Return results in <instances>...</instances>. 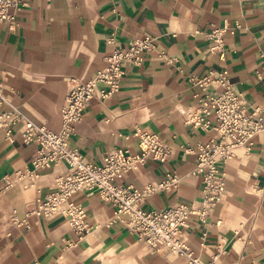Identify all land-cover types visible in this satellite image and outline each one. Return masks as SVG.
I'll return each instance as SVG.
<instances>
[{"label":"crops","instance_id":"0c3cea01","mask_svg":"<svg viewBox=\"0 0 264 264\" xmlns=\"http://www.w3.org/2000/svg\"><path fill=\"white\" fill-rule=\"evenodd\" d=\"M22 2L13 20L0 21V82L9 103L3 108L18 107L51 129L58 126L60 106L74 82L92 77L113 49L126 50L136 38L153 39L141 63L125 65L118 91L88 102L69 137L79 153L99 162L115 148L135 151L134 131L158 134L170 147L168 157L148 159L120 180L141 187L167 173L177 176L176 187L143 200L146 211L201 198L188 148L217 138L214 115L200 114L210 123L204 130L186 123L184 111L196 103L194 94L210 96L222 88L208 85L204 91L198 79L225 71L244 107L264 114V0ZM217 27L224 29L221 52L210 50L208 38ZM19 131L20 124L11 128L9 142L0 128V264H188L184 256L158 253L139 241L97 192L74 195L90 227L80 239L64 216H28L67 166L58 162L12 183L15 172L32 169L37 147L24 144ZM218 167L225 194L203 222L189 221L186 242L206 264H264V132Z\"/></svg>","mask_w":264,"mask_h":264},{"label":"built area","instance_id":"2783aa9c","mask_svg":"<svg viewBox=\"0 0 264 264\" xmlns=\"http://www.w3.org/2000/svg\"><path fill=\"white\" fill-rule=\"evenodd\" d=\"M22 1L0 0V21L13 20L14 11ZM223 32L224 29L217 27L208 33V38L212 41L211 51L221 52ZM152 45L151 37L136 38L129 42L126 50L113 49L105 55L92 77L72 84L60 106L59 122L55 129L36 123L18 107L11 105L10 109H4L9 103L0 82V128L6 139L9 142L14 140L11 128L20 124L22 142L37 146L30 159L32 169L15 172L11 182L20 181L26 176L36 177L37 170L63 162L67 168L65 173L55 179L56 187L28 209V216H64L71 230L80 239L90 227L83 208L74 202V195L80 190L97 192L102 200L113 205L115 217L125 228L153 251L184 256L188 264H206L193 256L186 242L185 230L188 223L193 217L203 222L222 200L226 180L218 165L230 159L236 148L248 149L254 138L264 132V114L257 109L248 111L244 107L225 71L209 72L198 79L197 83L204 91L208 85L221 87L222 90L215 91L210 96L206 93L203 96L194 94L196 103L184 111L187 115L186 123L204 130L210 123L208 120L203 121L200 114H213L215 123L212 129L217 134V138L188 148L194 155L191 173L201 181L202 195L196 202H177L172 206L150 211L142 209L143 200L155 191L177 186L178 178L175 174L167 173L158 182H148L141 187L120 182L128 171L143 165L148 159L164 161L168 157L169 145L154 132L134 131L133 135L139 139L135 151L115 148L103 153L99 162L85 158L69 143L74 125L81 118L88 102L93 98L106 99L118 91L125 74V65L141 63L142 52L151 49ZM11 219L20 223L14 216Z\"/></svg>","mask_w":264,"mask_h":264},{"label":"rangeland","instance_id":"374dc122","mask_svg":"<svg viewBox=\"0 0 264 264\" xmlns=\"http://www.w3.org/2000/svg\"><path fill=\"white\" fill-rule=\"evenodd\" d=\"M31 120H33V121H34V120H35V121H38V120H40V119H39V117H38V116H35V115H33V117H32V119H31Z\"/></svg>","mask_w":264,"mask_h":264}]
</instances>
